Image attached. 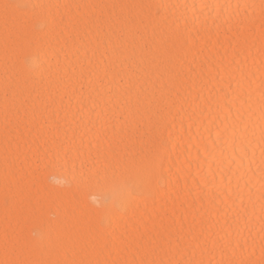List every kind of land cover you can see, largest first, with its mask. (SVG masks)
Segmentation results:
<instances>
[{
	"label": "bare ground",
	"instance_id": "bare-ground-1",
	"mask_svg": "<svg viewBox=\"0 0 264 264\" xmlns=\"http://www.w3.org/2000/svg\"><path fill=\"white\" fill-rule=\"evenodd\" d=\"M0 264H264V0H0Z\"/></svg>",
	"mask_w": 264,
	"mask_h": 264
}]
</instances>
